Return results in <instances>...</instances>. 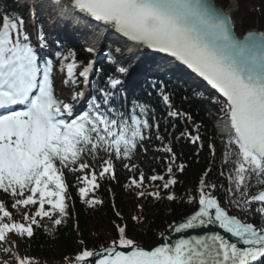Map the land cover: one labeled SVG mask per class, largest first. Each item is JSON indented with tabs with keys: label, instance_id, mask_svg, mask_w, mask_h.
<instances>
[{
	"label": "snow or ice",
	"instance_id": "snow-or-ice-1",
	"mask_svg": "<svg viewBox=\"0 0 264 264\" xmlns=\"http://www.w3.org/2000/svg\"><path fill=\"white\" fill-rule=\"evenodd\" d=\"M27 8V13L0 11V191L23 220H15L0 201V253L6 257L0 264H34L31 257L13 251L11 235L30 239L33 225L41 227L45 217L59 226L69 216L65 172L79 173L83 186L78 193L89 206L103 203L89 192L105 178L116 179V161L138 173L129 188H143L146 179L150 186L159 182L139 196L163 199L164 192L168 200L178 199L171 191L177 184L173 167L183 172L184 165H175L171 141L163 144L150 103L134 101L127 110L115 106L123 83L120 75L127 74V67H118L120 75L107 80H91L99 75L94 62L78 60L71 49L54 53L55 41L37 25L56 10L73 19L90 17L140 47L175 57L226 98L232 130L219 172L226 185L214 182L208 168L196 195L188 194L195 210L169 225L188 235L146 250L128 237L126 226L116 225L118 236L109 246L84 248L74 258L66 257L68 264H264V31L238 36L232 16L212 0H33ZM54 54L58 68L48 59ZM59 74L72 93L67 98L58 95ZM160 99L167 118L190 119L164 89ZM82 100L87 109L77 112ZM153 135L169 162L165 174L152 169L146 177L133 161L138 152L147 153L145 144ZM180 136L193 143L200 140L199 134L188 131ZM211 151L215 155L214 147ZM212 226L230 236L210 230ZM198 229L204 231L191 234Z\"/></svg>",
	"mask_w": 264,
	"mask_h": 264
},
{
	"label": "trees",
	"instance_id": "trees-1",
	"mask_svg": "<svg viewBox=\"0 0 264 264\" xmlns=\"http://www.w3.org/2000/svg\"><path fill=\"white\" fill-rule=\"evenodd\" d=\"M249 2L250 0H239V5L242 10L247 9L245 14L247 18L250 17L249 20L253 24L258 22L257 24L264 28V0L253 1V5L249 8H253L254 12L246 8ZM0 8L2 11L6 9L1 2ZM8 10L15 11L9 8ZM79 50L82 51L81 46ZM147 88L134 99L136 102L150 103L155 119L160 123V134L165 137L163 144L171 141L176 154L175 165H184L183 172H178L176 167H173L177 184L171 191L175 192L178 199L170 201L164 192H161L163 199L148 195L139 196V191L151 192L159 182L150 186L146 179L143 188H129L127 185L131 178L133 176L138 178V173L134 169L129 171L122 166L123 162L116 161V179L105 178L99 181L100 187L94 193L89 192V197L94 195L103 203L89 206L78 193V188L83 186L77 180L79 173L65 172L69 216L59 226L53 225L45 217L40 221L41 227L33 225L34 235L30 239L14 235L21 247L22 256L31 257L34 264H68L66 257L74 258L84 248L95 250L117 239L116 225L126 226L128 237L134 241L152 245L169 225L195 210V203L188 202V194L196 195L199 181L208 168H212L209 176L214 182L226 185L219 172L229 135L220 136L217 133L214 126L217 117L213 114V111L224 108L225 102L219 100L217 96H202L195 89H189L184 85L166 84L164 90L172 96L175 108L187 113L190 119L167 118L168 109L160 99L161 87L154 86L148 90ZM185 131L190 132L192 136L199 134L200 140L193 143L190 138L181 137L180 134ZM145 147L148 149L147 153L138 152V158L133 162L139 165L146 177L153 174L152 169H155L156 174H165L169 154L162 151L161 141L156 140L153 135L151 142H147ZM212 147L216 150L215 155L212 154ZM165 179L167 180L168 177L165 176ZM0 201H4L9 206L15 220L23 222L21 213L11 209L10 198L2 191H0ZM134 217L137 219H133ZM81 241L84 242L83 245ZM3 258L6 257L0 253V259ZM14 263V260H9V264Z\"/></svg>",
	"mask_w": 264,
	"mask_h": 264
},
{
	"label": "rangeland",
	"instance_id": "rangeland-1",
	"mask_svg": "<svg viewBox=\"0 0 264 264\" xmlns=\"http://www.w3.org/2000/svg\"><path fill=\"white\" fill-rule=\"evenodd\" d=\"M253 1L254 0H250V2L247 4V5H249L248 7L246 6V8H248L251 12H254V9L252 8V9H250L249 7L250 6H252L253 5ZM258 1V0H257ZM260 1V0H259ZM29 2H31V0H29ZM216 2H217V4L218 5H220V6H222L224 9H226V10H231L232 11V14H233V17H234V20H235V22H236V26H237V32L239 33V35L240 36H243L248 30H252V29H258V30H260V31H263L264 30V28H261L257 23H252L250 20H249V18H247L248 16H247V14H245L246 13V10L247 9H244V10H242V7L239 5V0H226V1H223V0H216ZM23 3H24V1H23ZM24 6V5H23ZM22 6H20V8H21ZM23 9V11H26V9L25 8H22ZM258 28H257V27ZM254 27H256V28H254ZM89 39V41L90 42H88L89 44H88V47H92L91 45V39L90 38H88ZM94 49V48H93ZM107 62H109V61H107ZM144 66V65H143ZM143 66H142V68H141V70H140V77L141 76H143V70H144V68H143ZM111 65L110 64H108L107 65V68H109L110 70H111ZM112 71V70H111ZM142 72V73H141ZM138 75V76H139ZM184 77L187 79V80H190L191 82H193V83H195L194 81H193V79L191 80L188 76H186V75H184ZM134 78V77H133ZM154 84H157V83H154ZM58 95L59 96H61L62 98H67V97H69L70 95H69V92H68V90H65L64 89V87H63V85L62 84H60V88H59V90H58ZM219 102V101H218ZM225 111H224V113L226 114V105H225ZM222 109H223V107H222ZM215 128H216V125H215ZM11 241H12V245H10V246H12V248H13V251L14 252H17L18 254H19V251H18V244L13 240V239H11ZM20 246V245H19ZM21 248V247H20Z\"/></svg>",
	"mask_w": 264,
	"mask_h": 264
},
{
	"label": "bare ground",
	"instance_id": "bare-ground-1",
	"mask_svg": "<svg viewBox=\"0 0 264 264\" xmlns=\"http://www.w3.org/2000/svg\"><path fill=\"white\" fill-rule=\"evenodd\" d=\"M215 1V3L217 4V2H216V0H214ZM218 5V4H217ZM220 6V5H219ZM66 11V10H65ZM228 12H230V14L232 15V18H233V20H234V17H233V14H232V11L231 10H227ZM65 16H67V19H66V21H65V23L66 24H70V25H72V23L73 22H75V27L74 28H76L77 27V29L73 32V34L72 35H76V34H78V33H82V32H84V30H88L89 28H90V25H91V23H96V22H93V21H90L91 20V18H90V20L89 19H86V18H84V17H80V18H78V19H73V18H70V16H68V15H65ZM53 18H55V22H57V21H60V18L61 17H53ZM58 19V20H57ZM62 19H63V17H62ZM61 19V20H62ZM63 21V22H64ZM234 23H235V25H236V22H235V20H234ZM96 25L97 26H101L99 23L97 24L96 23ZM69 26V25H68ZM74 28H72V29H74ZM103 28V27H102ZM103 30H105L106 32H104L101 36H100V39H101V43H102V37H103V35L105 34V38H106V40H107V32H109V31H107L106 29H103ZM235 30L237 31V26H236V28H235ZM264 31V30H263ZM112 35V34H111ZM75 40L73 39V40H70L69 42H68V47H69V49H71V50H73V51H75L76 53H77V56H79L80 55V53L77 51V50H75L76 49V47H75ZM78 44L79 45H82V43H81V41H79L78 42ZM131 51L132 52H134L135 50H134V48H131ZM135 53V52H134ZM121 86H123V87H127V84L126 83H122V85ZM202 96H210L211 94H201ZM217 97H219L221 100H224V99H226V98H224L220 93H218L217 94ZM218 127L219 128H223V124H221V123H219L218 124ZM225 127L227 128V129H230V121H226V123H225ZM186 217V216H185ZM184 218V217H183ZM182 218V219H183ZM181 220V219H180Z\"/></svg>",
	"mask_w": 264,
	"mask_h": 264
},
{
	"label": "water",
	"instance_id": "water-1",
	"mask_svg": "<svg viewBox=\"0 0 264 264\" xmlns=\"http://www.w3.org/2000/svg\"><path fill=\"white\" fill-rule=\"evenodd\" d=\"M212 3H214L215 4V6L217 7V8H220V9H222L224 12H226V13H228L229 15H231L230 14V12H228L226 9H224V8H222L221 6H218L216 3H215V1L214 0H212ZM232 16V15H231ZM236 31V30H235ZM253 31H260V30H258V29H253ZM247 33V32H246ZM246 33L244 34V35H246ZM236 34L238 35V33H237V31H236ZM243 35V36H244ZM239 36V35H238ZM242 36V37H243ZM241 37V36H240ZM144 49H146V50H148V51H152L153 53H155V54H158V53H162V52H159V51H156L155 49H151V48H148V47H146V46H144ZM164 54H167V53H164ZM168 55H170V54H168ZM180 62V61H179ZM185 68H187V69H189V70H191V71H193L192 69H190V68H188L186 65H184L182 62H180ZM194 72V71H193ZM198 75V74H197ZM202 79H204L203 77H201ZM206 81V80H205ZM209 84V83H208ZM217 90V89H216ZM218 91V90H217ZM219 92V91H218ZM220 93V92H219ZM221 94V93H220ZM222 95V94H221ZM223 96V95H222ZM190 215V214H189ZM184 219V218H183ZM183 219H181V220H179V221H177V222H175L174 224H176V223H179L180 221H182ZM173 225V224H172ZM210 230H212V231H220L222 234H224V235H226V236H230V234H225V233H223V230H221V229H219L218 227H216V226H212V228L210 229ZM204 230H201V229H198V230H196L195 232H192L191 234L192 235H196V234H201L202 232H203ZM163 234L164 235H161L152 245H150V246H148V245H145V244H142V243H138L139 245H141L142 247H144L146 250H150V249H152V248H154V247H156V246H158V245H160L161 243H175V241L177 240V239H179L180 237H181V235H188L187 233H185V234H181V233H176V232H174L172 229H170L169 227L163 232ZM232 239H235V238H232ZM109 246V245H108ZM105 247H107V246H105ZM100 249V248H99ZM99 249H97V250H99ZM97 250H95V251H97Z\"/></svg>",
	"mask_w": 264,
	"mask_h": 264
}]
</instances>
